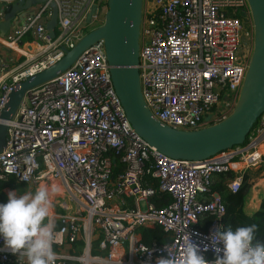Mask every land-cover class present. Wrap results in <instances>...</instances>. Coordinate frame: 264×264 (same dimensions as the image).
<instances>
[{
	"label": "built area",
	"instance_id": "built-area-1",
	"mask_svg": "<svg viewBox=\"0 0 264 264\" xmlns=\"http://www.w3.org/2000/svg\"><path fill=\"white\" fill-rule=\"evenodd\" d=\"M20 1L0 0V23ZM101 2L44 0L0 38L4 47L24 51L0 58V114L17 84L54 66L76 45ZM52 6L54 39L45 28ZM252 47L246 0H143L137 69L152 118L179 131L226 119ZM109 69L100 41L24 95L5 122L1 193L7 199L9 191L17 192L13 184L26 191L48 187L53 206L46 222L56 233L55 264H156L161 258L182 264L188 240L213 261L211 235L224 227L226 214L221 196L211 191L213 180L232 174L224 185L235 195L243 173L262 166L264 113L242 147L201 162L170 159L135 133ZM155 227L165 240L143 243L142 230ZM0 264L27 261L3 249L0 240Z\"/></svg>",
	"mask_w": 264,
	"mask_h": 264
},
{
	"label": "water",
	"instance_id": "water-1",
	"mask_svg": "<svg viewBox=\"0 0 264 264\" xmlns=\"http://www.w3.org/2000/svg\"><path fill=\"white\" fill-rule=\"evenodd\" d=\"M253 24V47L249 65L232 113L221 122L198 131H179L152 118L141 96L138 57L143 0H107L103 23L85 34L65 52L61 61L15 86L0 114V152L5 143L6 125L24 95L69 69L91 45L102 42L114 91L125 117L135 133L163 156L174 160L201 162L242 147L259 117L264 113V0H246ZM44 0H22L6 9L0 23V38L12 26L15 15ZM46 24L55 38L56 11Z\"/></svg>",
	"mask_w": 264,
	"mask_h": 264
},
{
	"label": "clouds",
	"instance_id": "clouds-1",
	"mask_svg": "<svg viewBox=\"0 0 264 264\" xmlns=\"http://www.w3.org/2000/svg\"><path fill=\"white\" fill-rule=\"evenodd\" d=\"M52 194L47 186L17 195L9 191L7 200L0 203V240L3 249L20 254L27 264H55L57 253L54 225L46 222L52 210ZM257 226L249 224L235 230L218 226L211 235L215 259L206 261L200 248L188 240L183 249L182 264H264V243L255 239ZM219 245V246H217ZM207 250V247L204 249ZM156 264H171L168 258Z\"/></svg>",
	"mask_w": 264,
	"mask_h": 264
},
{
	"label": "trees",
	"instance_id": "trees-1",
	"mask_svg": "<svg viewBox=\"0 0 264 264\" xmlns=\"http://www.w3.org/2000/svg\"><path fill=\"white\" fill-rule=\"evenodd\" d=\"M261 169L264 170V156L262 158V166L259 171H261ZM232 178V174L215 177L211 186V191L217 192L221 196V199L226 207V214L223 222L224 227H230L232 230H235L239 226L255 224L257 226L255 239L260 243H264V198L262 199L258 209L251 216H247L244 212V207L250 194V184L247 183V180L250 178L249 172L243 173V181L241 183L240 190L235 195L230 194L224 185L226 180ZM4 187L5 186L0 183V203H4L7 200L1 193ZM11 187L17 189L18 195L23 194L25 191V188L19 185L13 184ZM153 239H157L160 242L165 240V237L159 228H146L142 230L143 243L148 244Z\"/></svg>",
	"mask_w": 264,
	"mask_h": 264
},
{
	"label": "rangeland",
	"instance_id": "rangeland-1",
	"mask_svg": "<svg viewBox=\"0 0 264 264\" xmlns=\"http://www.w3.org/2000/svg\"><path fill=\"white\" fill-rule=\"evenodd\" d=\"M106 1L107 0H102V2L99 5V14H97V16H95V17H92L89 25H86V29L84 30L85 34L89 33L90 31H92V30H94V29H96L102 25L103 19H104V14L106 12ZM28 12H29V10H23V11L18 12L12 20V25H14L15 23H18L19 25H21ZM7 47H4L2 44H0V58L6 57V56L10 57V56H15V55L19 56L18 54L14 53L13 51L7 49ZM19 47H20V45H19ZM252 171H255V170H249V173ZM261 171H264V170L261 169ZM257 173H258V170H257L256 174ZM256 174L252 175L250 182L248 181V184H250V194H249L248 198L253 197L254 203H256V201L258 203L259 201H261L264 198V181H262V180H264V177L262 178L260 176H256Z\"/></svg>",
	"mask_w": 264,
	"mask_h": 264
},
{
	"label": "crops",
	"instance_id": "crops-1",
	"mask_svg": "<svg viewBox=\"0 0 264 264\" xmlns=\"http://www.w3.org/2000/svg\"><path fill=\"white\" fill-rule=\"evenodd\" d=\"M10 49H12V51H14V52H16V53H22V52H24L23 50H21V49H19V47H17L16 45H10V46H8ZM260 169V168H259ZM259 169H258V173L256 174V172H257V170H255V171H252V172H250L249 173V175H250V178L248 179L249 180V182H250V180H251V177H252V175L253 174H256V176H260V177H264V171H259ZM249 172V171H248ZM262 180V179H261ZM260 180V181H261ZM262 181H264V180H262ZM25 191H26V189H25ZM24 191V192H25ZM253 200H254V198L253 197H251V198H248V200H247V202H246V204H245V207H244V212H245V214L247 215V216H251L257 209H258V207H259V205H260V203H261V201H259L258 203H257V201H256V203H254L253 202Z\"/></svg>",
	"mask_w": 264,
	"mask_h": 264
},
{
	"label": "bare ground",
	"instance_id": "bare-ground-1",
	"mask_svg": "<svg viewBox=\"0 0 264 264\" xmlns=\"http://www.w3.org/2000/svg\"><path fill=\"white\" fill-rule=\"evenodd\" d=\"M17 47H18V46H17ZM36 48H37V46H35V45H34V46H32V49H36Z\"/></svg>",
	"mask_w": 264,
	"mask_h": 264
}]
</instances>
